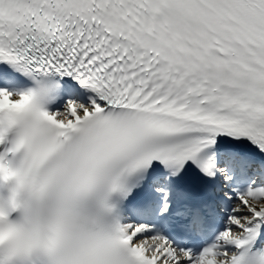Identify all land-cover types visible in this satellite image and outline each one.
<instances>
[{"label":"snow or ice","instance_id":"1","mask_svg":"<svg viewBox=\"0 0 264 264\" xmlns=\"http://www.w3.org/2000/svg\"><path fill=\"white\" fill-rule=\"evenodd\" d=\"M0 264H264V0H0Z\"/></svg>","mask_w":264,"mask_h":264}]
</instances>
